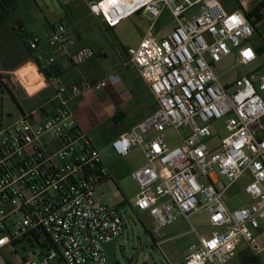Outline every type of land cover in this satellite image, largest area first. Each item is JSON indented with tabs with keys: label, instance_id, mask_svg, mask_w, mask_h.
Returning <instances> with one entry per match:
<instances>
[{
	"label": "built area",
	"instance_id": "2783aa9c",
	"mask_svg": "<svg viewBox=\"0 0 264 264\" xmlns=\"http://www.w3.org/2000/svg\"><path fill=\"white\" fill-rule=\"evenodd\" d=\"M196 7L199 13L190 15ZM88 8L111 29L137 14L155 21L164 9L176 20L166 37L149 34L127 51L157 102L151 115L111 144L115 156L135 149L144 154L145 164L132 174L139 187L136 209L150 212L157 233L179 218L191 224L192 216H207L213 232L191 245L185 264H228L242 241L254 257H264V73L238 79L230 91L214 72L215 64L235 54L236 66L257 62L247 45L255 27L245 11L229 12L219 0H92ZM42 43L32 37L29 49L37 51ZM46 44L66 53L76 43L68 27L58 24ZM96 58L93 48L84 47L73 64L81 68ZM32 64L44 74L55 58L40 53ZM119 81L108 75L98 82L60 83L50 101L21 105L20 117L2 127L0 264H10L4 250L17 255L26 242L42 250L32 253L38 260L26 257L22 264H107L106 246L123 235L125 223L118 209L96 202L97 189L112 176L70 104L85 90L99 92ZM221 120L228 133L223 139L212 133ZM168 129L177 133L178 146L168 143ZM244 178L253 204L232 212L227 195L242 189Z\"/></svg>",
	"mask_w": 264,
	"mask_h": 264
},
{
	"label": "rangeland",
	"instance_id": "374dc122",
	"mask_svg": "<svg viewBox=\"0 0 264 264\" xmlns=\"http://www.w3.org/2000/svg\"><path fill=\"white\" fill-rule=\"evenodd\" d=\"M91 1L77 0L73 4L63 5L61 0H20L14 17L23 21L30 32L42 39L48 38L52 34V28L58 24H65L68 27L75 39L76 47L88 43L89 40L100 39L109 45L110 57L107 65L111 68L119 62L120 52L125 56L128 49L137 48L149 34L161 39L176 27V20L171 11L164 9L155 21L151 22L147 16L137 14L124 20L114 30L105 29L100 23V18H96L89 12L88 7ZM219 1L229 12L240 10L239 2L241 0ZM198 13L199 8L196 7L190 12V15ZM30 42L31 39H29ZM247 45L250 46L251 43ZM256 70L264 73L263 60L244 67L236 66L234 57L230 56L214 65L215 74L224 86L230 87V91L233 90L238 79ZM12 78L16 79V77ZM0 86H3L0 88V131L3 126L20 117L21 105L26 107L39 105L46 102L51 93L47 91L28 101H26V95H21L17 100L6 86ZM114 124L115 122L106 123V120L103 119L89 134L92 141L99 147L104 164L112 176V180L103 183L97 189L96 202L118 209L125 223L123 235L116 242L106 246L107 264H185L191 245L199 237L192 232L191 224L199 229L200 234L210 235L213 232L209 229L210 224L207 216L196 214L191 218V224L183 218H179L157 233L156 219L150 212H141L135 207L139 187L132 180V173L145 164L144 154L141 149H135L125 157L112 154L108 138H110V129ZM212 133L219 139L228 135L224 120L212 124ZM167 135L168 143L171 146L176 147L180 144L174 130L168 129ZM153 136H155L154 133L150 135V137ZM262 137H264V133H262ZM246 181L248 182V179L244 178L239 184L242 189L227 195V206L232 212L253 204L252 199L244 192ZM102 195H105L106 198H102ZM45 240L46 238L42 237L41 243ZM260 240L264 247V237H261ZM16 250L17 255L12 254L13 250L11 249L3 251L4 257L10 264H22L26 257L38 260V257H34L32 253L34 251L39 253L42 249L38 244L30 247L29 242H26L19 245ZM136 255H138L137 263H135ZM252 256L248 245L242 241L238 245L236 256L228 264H264L263 256H260L256 262L252 261ZM53 264L65 263L56 262Z\"/></svg>",
	"mask_w": 264,
	"mask_h": 264
},
{
	"label": "crops",
	"instance_id": "0c3cea01",
	"mask_svg": "<svg viewBox=\"0 0 264 264\" xmlns=\"http://www.w3.org/2000/svg\"><path fill=\"white\" fill-rule=\"evenodd\" d=\"M19 2L20 0H0V82H3L17 100L21 95H26L25 98H27L31 94L29 98L35 99L50 91V97L46 102L39 104L41 105L55 96V89L60 83L79 84L82 80L98 82L108 75L119 76L120 81L116 85L99 92L85 90L70 104L79 126L87 134L91 145L99 151V147L89 135L96 124H100L103 119L106 123L115 122L110 129V138H108L111 146L118 136L130 131L157 109L154 96L132 64L128 54L124 56L120 52L117 65L112 68L108 67L109 45L100 39L89 40L88 43L77 47L74 45L66 53H60L46 44L51 36L49 35L46 39L40 37L43 43L39 50L31 51L29 39L37 36L27 29L23 21L14 17ZM239 3H241L240 9L245 11L255 27V34L247 44L251 43L248 46L253 48L258 56L256 63L260 60L264 62V0H241ZM256 9L257 13L249 17ZM100 20L105 29H116L108 28L101 18ZM84 47L93 48L97 52V58L82 68H78L74 66L73 59L77 51ZM40 53H45L47 58H55L52 82L43 73L40 74L38 67L32 64L33 58ZM232 57L235 58L236 54ZM43 64L46 66L47 61ZM197 235L199 237L193 244L198 243L200 237H208L211 234L203 235L199 232ZM246 258L247 256L245 260Z\"/></svg>",
	"mask_w": 264,
	"mask_h": 264
},
{
	"label": "trees",
	"instance_id": "16d2710c",
	"mask_svg": "<svg viewBox=\"0 0 264 264\" xmlns=\"http://www.w3.org/2000/svg\"><path fill=\"white\" fill-rule=\"evenodd\" d=\"M239 8H241V5H240V3H239ZM257 9L256 10H254L250 15H249V17L251 16V15H253V14H255V13H257ZM54 28V27H53ZM111 29V28H110ZM114 29V28H113ZM55 71V67H54V65L52 66V67H50V68H46V69H44V74H45V76L47 77V79L49 80V81H53V79H54V74H53V72ZM1 84L0 85H4L3 84V82H0ZM5 86V85H4ZM3 86H0V88H2ZM45 247H46V245H45ZM252 261H257V257H254V256H252Z\"/></svg>",
	"mask_w": 264,
	"mask_h": 264
},
{
	"label": "snow or ice",
	"instance_id": "6c2138e0",
	"mask_svg": "<svg viewBox=\"0 0 264 264\" xmlns=\"http://www.w3.org/2000/svg\"><path fill=\"white\" fill-rule=\"evenodd\" d=\"M233 20H235V17H233ZM245 55L250 56L251 55V52L250 51L249 52H246ZM2 242L3 241H0V243H2Z\"/></svg>",
	"mask_w": 264,
	"mask_h": 264
},
{
	"label": "water",
	"instance_id": "95a60500",
	"mask_svg": "<svg viewBox=\"0 0 264 264\" xmlns=\"http://www.w3.org/2000/svg\"><path fill=\"white\" fill-rule=\"evenodd\" d=\"M138 261V255L135 256V263Z\"/></svg>",
	"mask_w": 264,
	"mask_h": 264
}]
</instances>
